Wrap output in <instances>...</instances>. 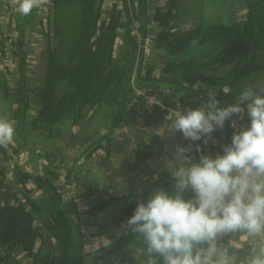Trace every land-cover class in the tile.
<instances>
[{"label": "trees", "instance_id": "obj_1", "mask_svg": "<svg viewBox=\"0 0 264 264\" xmlns=\"http://www.w3.org/2000/svg\"><path fill=\"white\" fill-rule=\"evenodd\" d=\"M105 1L50 0L45 15L18 11L0 32V118L15 128L0 146V264H142V245L123 226L154 189L172 192L166 161L149 166L166 153L161 120L198 108L207 90L226 107L243 90L264 88V0H225L228 13L207 0H113L108 9ZM34 32L42 38L35 82L27 71ZM232 118L248 124L246 115ZM226 126L207 144L179 131L171 142L192 144L197 161L214 157L221 132L233 134ZM24 150L33 170L19 163ZM112 161L147 178L121 185L124 174L106 171ZM241 235L223 240L233 264L249 255ZM100 236L111 246L89 249Z\"/></svg>", "mask_w": 264, "mask_h": 264}, {"label": "clouds", "instance_id": "obj_2", "mask_svg": "<svg viewBox=\"0 0 264 264\" xmlns=\"http://www.w3.org/2000/svg\"><path fill=\"white\" fill-rule=\"evenodd\" d=\"M47 0H16L21 15H29ZM198 108L175 110L169 132L179 131L185 140L207 144L211 133L223 129L233 116L248 118L235 129L222 154L189 153L193 145H176L166 159L172 192L164 187L138 202L123 226L142 247V264H233L224 237L242 233L251 240L249 255L241 264H264V88L243 90L226 107H220L216 91L207 90ZM13 123L0 118V146L13 142ZM196 151H200L197 146ZM192 195L185 198V193ZM96 250L112 240L100 237Z\"/></svg>", "mask_w": 264, "mask_h": 264}, {"label": "rangeland", "instance_id": "obj_3", "mask_svg": "<svg viewBox=\"0 0 264 264\" xmlns=\"http://www.w3.org/2000/svg\"><path fill=\"white\" fill-rule=\"evenodd\" d=\"M210 2L213 3V6L220 5L221 3L224 2V5L223 6H224L225 9H227L225 7V0H207L208 6H210ZM214 8L215 9H214L213 12L215 13L216 16H226L227 13L229 12L228 9H227V13H226L224 9H221V8L219 9L218 7L217 8L214 7ZM240 12L243 13L244 10L242 9V11H240ZM37 15L38 16H43L42 14H40L39 11H38ZM41 39L42 38H41V36H40L39 33H37V32H34L33 33V39H32L33 42H32V50H31L32 52H31V56H30V60H29L30 62L28 64V66H27L28 67L27 68V71H28L29 78H30V80H33V82H35L39 78L38 76H40V73L42 71V69L39 68V62H40V60H39V51H40V48H41V43H40ZM4 65L5 64H4L3 60H1V52H0V69H2L1 67H4ZM10 66L13 67V64H10ZM241 122H244V121L242 120ZM225 123H226V121H225ZM170 124L171 123H169V120L168 119H167V121L161 120V124L159 126H161V127L163 126V130H164L163 132H164V135H165V141L167 143L166 144V149H165L166 150V153L162 157H160V159L158 158V160L155 159V160L151 161V163L149 165L150 167H154L155 168L156 166L160 165L161 161H159V160H163V159L166 160V159H171L172 158V153L175 151V147L172 144L171 139L175 135H174L173 132H169L166 129V128H169ZM224 126H226V125L224 124ZM223 134L226 135V132L224 131ZM173 140H174V138H173ZM221 140H222V142L223 141L224 142L227 141V139L223 140L222 138H221ZM32 141H33L32 142L33 143L32 147L30 146L31 144L29 146L33 150V152L40 151L41 150V147L38 144L39 141H37L36 139L35 140H32ZM34 142L36 144H34ZM224 144L225 143H222V146ZM170 145H172L173 147H171ZM19 159H20V162L19 163L22 164L25 169L33 170L36 167V165L33 162L30 161V155L25 150L20 154ZM40 161H42V160H40ZM109 165H110V168L109 167L106 168V171H108V172L110 170H112V169H117L115 171L118 174L120 172L118 169L121 168V171L123 169L122 166H121V164H116V161H112V163L109 164ZM154 171H156V168H155ZM120 173L121 174H124V172H120ZM100 174L101 175L103 174V171L102 170L100 171ZM110 177H111V175H110ZM143 178H147V175L144 174V176H143V171L142 170L139 171L137 169V170H134L133 173L128 172L127 174L121 175L115 181H117L118 183H121V185H124L127 182H131V180H132V188H135V187L139 186L140 181ZM72 195H73V193L72 192H69V190H68V191H66V193H65L64 196H65V199L67 201H69V199H71ZM78 204L79 203H77V206H78V208H80V210L83 209V208L85 209V207H84L85 205H81V207H80ZM107 234H109V233L106 232L104 236H106ZM100 237H103V236H100ZM95 240L96 239H94V240H88L87 241L88 242L87 243V246H88L89 249L93 250L94 248H96V244L94 242ZM243 241H245V242L246 241H249L250 243H252V241L250 239L249 240H246L244 238V235L242 234L241 237H240V239H239V241H238L239 243L237 242L238 245H240L241 242H243ZM234 261H235L234 264H241V261L239 262L236 259H234Z\"/></svg>", "mask_w": 264, "mask_h": 264}, {"label": "crops", "instance_id": "obj_4", "mask_svg": "<svg viewBox=\"0 0 264 264\" xmlns=\"http://www.w3.org/2000/svg\"><path fill=\"white\" fill-rule=\"evenodd\" d=\"M112 2L113 0H106V2L103 5V8H106V9L110 8V6H112ZM47 5L48 6L50 5V0H47V2L44 5H42L40 8H37L40 14L42 15L46 14V11H44L43 9L46 10ZM15 14H18V4L16 3V0H0V32L2 30H3L2 32H5V26L8 24L9 18L10 17L14 18ZM221 133L222 134H220V137L223 140L227 139L226 142L224 141L223 142L225 144H229L231 142V136L226 137V135L223 134L224 131H222Z\"/></svg>", "mask_w": 264, "mask_h": 264}, {"label": "built area", "instance_id": "obj_5", "mask_svg": "<svg viewBox=\"0 0 264 264\" xmlns=\"http://www.w3.org/2000/svg\"><path fill=\"white\" fill-rule=\"evenodd\" d=\"M138 40H140V38H138ZM148 43H149V41H148V38H147V39L145 40V44L142 45V46H140V47L143 48V51H144V52H145V51H148V45H149ZM156 103L159 104L158 101H156ZM231 121H236V123H237L238 126H247V124H246L245 122H241V121H238V120H236V119H234V118H231V120H227V122H228L227 127H228L229 129H231L232 131H234L235 129H233V128L230 126ZM225 125H226V123H225Z\"/></svg>", "mask_w": 264, "mask_h": 264}]
</instances>
